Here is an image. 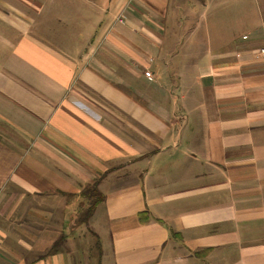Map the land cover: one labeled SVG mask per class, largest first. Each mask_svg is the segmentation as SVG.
Returning a JSON list of instances; mask_svg holds the SVG:
<instances>
[{"label":"crops","instance_id":"0c3cea01","mask_svg":"<svg viewBox=\"0 0 264 264\" xmlns=\"http://www.w3.org/2000/svg\"><path fill=\"white\" fill-rule=\"evenodd\" d=\"M178 1L0 0V264H264V12Z\"/></svg>","mask_w":264,"mask_h":264},{"label":"rangeland","instance_id":"374dc122","mask_svg":"<svg viewBox=\"0 0 264 264\" xmlns=\"http://www.w3.org/2000/svg\"><path fill=\"white\" fill-rule=\"evenodd\" d=\"M173 5V3H171ZM178 4H180V8L178 10H181L182 15H180L179 17H177V21L183 20V11H185L188 16L190 17H196L197 20V24L198 21L200 20V16L205 18L208 16V21L210 18V16H212V18L215 17V15L218 14L220 15V18L223 17V19H214L215 21L213 22L214 24L217 25L216 31L223 35L221 37V39H224L225 36L228 40V38L230 36H238L240 35V33H243L247 30L248 26H247V20L245 19L246 16L250 17V15H252V13L259 9L264 12V0H179ZM195 7V9L193 8ZM172 10H176V8L173 9V6L171 7ZM231 10H235L234 12H236L235 15V20L234 18L230 19V23L229 20H227L228 17V12H230ZM243 11V14H242ZM180 19V20H179ZM227 20V21H226ZM205 22V21H204ZM204 22H202L204 24ZM180 27V25H178V28ZM210 30V28H208ZM180 31V30H179ZM179 33V36L177 38V41L184 42L183 40V33L184 31L181 30ZM196 34H198V36L202 33L206 32V28H202L199 29L198 25L196 27ZM188 34V33H187ZM229 36V37H228ZM179 43V45H180ZM198 43H200V46H202L201 48H210L211 47V42L205 43L203 41V43L197 39V40H187L186 43H182L181 47L182 48H191V47H195L198 46ZM212 47H216L214 45H212ZM86 236H89V238H93L92 237V232H85ZM93 241L91 240L90 242V257H92V252L93 251ZM94 258L92 259L91 263L92 264H96V257L95 254ZM84 264H87V262L84 260L83 262ZM105 264H110L108 260L105 261Z\"/></svg>","mask_w":264,"mask_h":264},{"label":"trees","instance_id":"16d2710c","mask_svg":"<svg viewBox=\"0 0 264 264\" xmlns=\"http://www.w3.org/2000/svg\"><path fill=\"white\" fill-rule=\"evenodd\" d=\"M96 185L97 182H94V184L92 185V188L90 190V204L88 205V207L84 210V212L79 216L81 222L86 223L88 221V219L92 216L95 207L98 205V203H100L103 200L102 195H100L97 191H96ZM92 235L94 236V234L92 233ZM58 244H54L53 247L55 248V246ZM97 249L100 253V245H97ZM93 253V252H92ZM99 256V254H98ZM98 264H100V257L98 258Z\"/></svg>","mask_w":264,"mask_h":264},{"label":"built area","instance_id":"2783aa9c","mask_svg":"<svg viewBox=\"0 0 264 264\" xmlns=\"http://www.w3.org/2000/svg\"><path fill=\"white\" fill-rule=\"evenodd\" d=\"M261 53L264 54V49L261 50ZM144 76H145L148 80H150V81L153 80V76H152V74H151L150 72H148V71H145V72H144Z\"/></svg>","mask_w":264,"mask_h":264}]
</instances>
